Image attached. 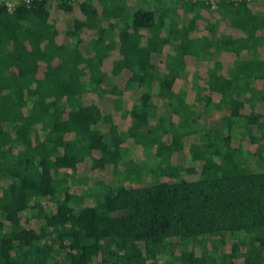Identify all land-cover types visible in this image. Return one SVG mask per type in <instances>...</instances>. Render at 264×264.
<instances>
[{
    "label": "trees",
    "instance_id": "1",
    "mask_svg": "<svg viewBox=\"0 0 264 264\" xmlns=\"http://www.w3.org/2000/svg\"><path fill=\"white\" fill-rule=\"evenodd\" d=\"M215 1L0 2V264H264V8Z\"/></svg>",
    "mask_w": 264,
    "mask_h": 264
},
{
    "label": "rangeland",
    "instance_id": "2",
    "mask_svg": "<svg viewBox=\"0 0 264 264\" xmlns=\"http://www.w3.org/2000/svg\"><path fill=\"white\" fill-rule=\"evenodd\" d=\"M145 1L148 5L154 6L155 2L153 0H143ZM260 3L261 9L264 8V0H258ZM160 4L159 2H157ZM157 5V4H156ZM183 7L178 6L176 8V17L177 18H186L184 9ZM230 17L229 15H223L219 17L218 24L216 26L215 33L213 34V40H218L221 34L224 33H229L231 30V26L229 23ZM69 22H71V18H69ZM213 57V56H212ZM164 54H159L156 57V60L163 64L164 62ZM201 64L204 63V61H207L208 57L205 55H200ZM204 65V64H203ZM118 82V78L114 75H109L108 77H105L104 80L101 82V86H105V88H112L113 84H116ZM129 93H130V99L126 100L125 107L131 108L132 104L134 103V98L137 95V90L130 88ZM90 100H96L99 103L103 104L104 107L106 108V111L108 113H112L116 109H121L124 105V99H123V92H111L110 90L107 91H99L95 90L93 87L86 86L84 91L79 95V97L76 99V102L79 101V103L87 102ZM166 106L163 104L161 107L158 109L159 112L162 110H165ZM218 111L215 110V115H217ZM173 118L177 121H182L181 117L178 114H173ZM206 115H203L200 117V121H205ZM119 124V129L122 132H126L127 129L130 127L132 124V119L128 114H125L124 116L120 117V120L118 122ZM202 139V138H201ZM200 139V140H201ZM129 149L131 151V154L135 157H141L144 155V151L140 147V145L137 144H130ZM255 162V161H254ZM67 172L69 171H58V176L61 178L63 184H68L69 188L74 190L79 196L82 198V202L85 204H92L94 203L93 197L95 195V192L98 190V187L96 186V183L94 184H87L85 182H82L80 179L81 173H73L71 172V176L69 177ZM104 179L112 184H119L122 181L120 180V177L118 175H113L109 173V171L104 172L103 174ZM68 181V182H67Z\"/></svg>",
    "mask_w": 264,
    "mask_h": 264
},
{
    "label": "built area",
    "instance_id": "3",
    "mask_svg": "<svg viewBox=\"0 0 264 264\" xmlns=\"http://www.w3.org/2000/svg\"><path fill=\"white\" fill-rule=\"evenodd\" d=\"M34 0H0V2H3L8 10H13L18 4L22 3L25 5H29ZM59 0H51V2H56ZM207 3L211 4V7H216V1L215 0H204Z\"/></svg>",
    "mask_w": 264,
    "mask_h": 264
}]
</instances>
